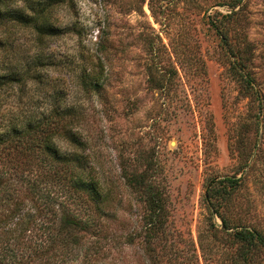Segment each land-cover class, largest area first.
I'll list each match as a JSON object with an SVG mask.
<instances>
[{"label": "rangeland", "instance_id": "obj_1", "mask_svg": "<svg viewBox=\"0 0 264 264\" xmlns=\"http://www.w3.org/2000/svg\"><path fill=\"white\" fill-rule=\"evenodd\" d=\"M38 2L63 33L41 39L20 24L0 25V74H22L0 88V135L57 104L77 109L107 201L105 215H92L101 234L81 233L86 245L97 242L94 261L264 264V0H0V7ZM84 73L97 74L98 91L83 90ZM30 141L0 151L12 160L0 163L8 188L21 186L17 199L30 212L62 202L84 214L48 163L40 167L47 153ZM55 144L71 151L61 139ZM15 171L27 176L22 184ZM140 175L166 211L152 237L145 194L128 181ZM227 178L237 183L222 189ZM27 181L43 198L30 200ZM209 189L216 191L207 199ZM241 229L262 242L248 247L234 236Z\"/></svg>", "mask_w": 264, "mask_h": 264}, {"label": "trees", "instance_id": "obj_2", "mask_svg": "<svg viewBox=\"0 0 264 264\" xmlns=\"http://www.w3.org/2000/svg\"><path fill=\"white\" fill-rule=\"evenodd\" d=\"M240 1L242 0H237V3ZM40 4L41 2L36 6L27 4L16 9L0 7V25L20 24L31 28L41 39L60 36L62 29L47 19L45 9L39 7ZM4 46V41L0 39V47ZM37 62L42 63L40 58ZM19 74L22 75L15 70L0 74V88L12 81L18 82ZM80 81L84 91L96 92L101 88L97 74L91 76L84 73L80 76ZM50 112L39 121H27L22 129L16 127V124L9 125L0 135V151L8 147L16 149L24 137L31 138L32 148L47 153L42 154L47 160L39 161L40 167L48 163L50 170L53 169L55 180L66 187L67 196L72 203L83 209L84 214L72 212L63 206L62 202L54 209H47L44 214H41L43 209L40 206L36 207L35 212L24 209L23 200L17 199L22 191L21 186L8 188L10 172L4 170L0 164V209L3 208L0 210V264H97L94 261L99 252L97 242L91 240L92 242L86 245L81 233L87 232L92 238L101 234V221L92 215L106 214L104 188L94 173L88 154L85 153L86 142L82 141L78 133L77 122L80 115L77 109L57 104ZM55 139H61L71 147L69 154H61ZM7 157L8 154H0V163H5L6 160L7 163L12 162ZM15 173L17 181L22 184L27 176L16 171ZM58 174H61L62 182ZM128 181L145 194L144 200L148 205L145 230L152 237L165 220L166 211L162 196L159 190L153 189V184H149L145 176L132 177ZM220 183L223 184L222 189H226L235 185L237 180L227 178ZM24 190L31 196V201L38 200L34 198L38 192V197L43 198V192L41 193V188L36 183L30 184L27 181ZM215 191L209 189L206 198L210 199ZM222 223L226 226L224 219ZM234 236L248 247L255 242H262L260 235L246 229L236 231Z\"/></svg>", "mask_w": 264, "mask_h": 264}]
</instances>
